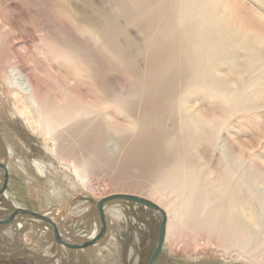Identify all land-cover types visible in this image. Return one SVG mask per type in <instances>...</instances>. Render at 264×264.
<instances>
[{"label":"rangeland","instance_id":"1","mask_svg":"<svg viewBox=\"0 0 264 264\" xmlns=\"http://www.w3.org/2000/svg\"><path fill=\"white\" fill-rule=\"evenodd\" d=\"M136 1L0 0V69L11 72L10 65L16 58L27 71L34 72L37 86L43 92H50L58 99L60 87L88 103L100 99L105 108L102 121L105 154L92 155L89 145H85L87 151L80 153L86 160V168L78 171L72 163L57 160L53 156L54 144L37 137L24 116L17 112L6 89L13 84L12 87L22 90L25 86L22 79L14 73L6 79L8 82L4 77L0 78V164L6 167L8 174L7 194L3 198L0 196V220L7 219L16 209L37 213L54 221L62 241L78 245L99 232L97 203L102 199L126 194L144 199L151 195L154 199L167 196L174 201L176 194L159 185L163 183V173L167 170L174 172L177 169L176 176L201 173L212 183L221 172L218 150L211 151L202 144L194 145L181 137L184 134L179 126L181 123L177 114L169 110L176 105H166L165 111L157 107L149 111L147 103L153 94L157 98L165 92L169 99L189 97L190 104L198 106L206 115L211 116L215 114L213 110H220L217 101L195 85L197 81L194 80L200 77L202 69H194L196 67L192 65L194 71H199L194 74L189 64L195 62L188 64V60L185 61L178 52L184 48L191 49L189 44H192L195 29L191 23L188 24V17L192 19L193 15L185 12L177 0H138L152 7L162 3L159 7L162 14H158L160 17L155 15L160 18L157 19L146 7L145 12L136 15ZM220 1L226 4L223 12L233 17L236 28L240 27L248 34L264 35V0ZM172 17H176V21ZM153 19L155 23L157 20H172L173 24L170 21L168 24L173 34H168L165 43L154 40L153 45L150 38ZM95 25L102 29L101 45L92 39ZM184 40L188 41V46ZM95 43L102 48L96 47ZM157 45L159 49L155 48ZM162 51L170 56H164ZM205 63L208 62L205 60ZM224 68L220 66L219 73L223 74ZM97 72L99 77L96 81ZM171 81H176V85L172 82V86ZM155 87L167 88L168 93L166 89L161 93L155 92ZM258 97H254L262 106L255 112L258 118L253 115L254 111L246 117H243L245 113L237 112L228 123L231 126L226 125L224 134L243 145L247 164L252 163L264 178V95ZM214 105L218 108L214 109ZM148 112H151L150 117ZM155 115H158L157 119ZM143 118L144 126L142 124L138 130H133L131 121ZM92 132L90 126L80 137L89 138ZM151 139L155 145L152 149L144 146L152 142ZM166 139L172 140V154L165 157L159 147ZM84 143L82 138L72 137L64 142V147L81 151L85 148ZM3 183L4 173L0 168V189ZM260 185L264 188L263 184ZM173 203L177 205L178 200ZM103 214L109 224L106 226L108 235L104 237L106 231L103 238L95 243H100L98 246L84 251L66 249L55 242L48 224L28 215H18L11 223L0 225V264H147L157 243L162 215L158 217L151 209L126 200L106 202ZM185 226L183 230L179 225L171 224L154 264H264L263 251L241 257L234 250L225 254L215 247L219 236L205 238Z\"/></svg>","mask_w":264,"mask_h":264},{"label":"bare ground","instance_id":"2","mask_svg":"<svg viewBox=\"0 0 264 264\" xmlns=\"http://www.w3.org/2000/svg\"><path fill=\"white\" fill-rule=\"evenodd\" d=\"M177 1L179 2L178 4L183 7L185 12L193 15L192 19L188 17V24L191 23L190 25H192L195 29V36L192 37L191 41L192 44H189L191 49L188 50L189 48H184L181 51H177L181 54V56H183L185 61L188 60V64L189 62H195L193 64H189V69H192L193 66L196 67L194 69H202V73L199 75L200 77L197 78V80H194L197 81V84L195 85H198L202 91H207L209 93L208 97H213L217 101L218 105H216L220 107V110H213L215 114L211 116L208 114L206 115V113L198 108V106L196 108L192 102L190 104L189 97L186 98L187 96H183L184 98L182 97L180 100H178V98L177 100L174 99L177 96L173 99H169L168 96L164 94L165 89L166 93H168L167 88L155 87V92L164 93L157 95V98H155V95L153 94L152 97H154L153 99L151 97L150 101L147 100V94L144 96H146L147 103L149 104V111L151 108L154 109L156 107L160 108V110H163V108L167 109L166 105L168 104L176 105L174 109L173 107H169V110L170 112L177 114V118L181 123L179 126L180 128H183L184 131V134H182L181 137L194 145L202 144V146L210 149L211 151L218 150V162L222 165V170H220L221 172L217 175L216 179L213 180V183L209 182L207 178L201 175V173H199V175L196 173L195 175L188 174L185 176H176L175 171H178L177 169L174 170V172L173 170H167L164 173L162 172L165 174L163 176V183L161 184V181H158L160 183L158 184L163 189H168L169 193H175L176 195L174 201L178 200V204L175 205L173 203L174 201H172L173 199L171 200L167 196L164 197V199H154L153 195L146 198L153 200L152 202L156 203V205L165 212L164 214L167 218L165 240L167 239L171 224L174 223L179 225L182 229L186 227L185 225H187L194 231V233L205 238H213V236L216 238V236H219V242H215V247L221 249L225 254L234 250L235 253L241 257L258 251L264 252V188L263 186V189L259 187L261 186L260 184L264 185V178L257 168L251 165L252 163L249 164L250 166L247 164V155L243 150V145L240 144V142H234L224 134L226 132V125L229 127L231 126V123H228L232 119L233 114H236L237 112L240 114V112H242L245 113V115H241L246 117L247 114L252 115L253 112L251 111H254L253 115L256 116L255 112L262 108L260 105L261 102L259 103V99L258 103H256L254 97L264 95V35L256 33L248 34L247 31H244L242 28H236L233 23V17H228L223 12L222 8L226 4L220 0ZM144 4L138 0L135 2V9H138V13L136 15H138L141 11H144L147 7L148 12H151V15H154V17L157 18L155 15H158L161 12L159 7L162 3L159 5L156 4V7L146 6L147 4ZM173 12L176 13V11ZM161 14L162 13L159 15ZM177 14L181 15L179 12ZM177 14L175 15L177 16ZM159 17L157 19H160ZM180 17L179 19H181ZM172 19L176 21L177 18L172 17ZM154 21L155 20L153 19V25L151 22V25L153 26V33L150 36L152 43L154 40H156L155 42H163L164 40L167 41L166 37L168 34H173L171 27H169L170 24H168V21L170 20H160L161 22L157 20L156 23ZM175 21L174 24H176ZM180 21L179 23H182ZM171 22L172 20L169 23ZM87 31L89 32L90 29ZM92 31L94 36H92V39H95V42L101 45L100 41L102 40V29L98 25H95ZM92 31H90V34ZM183 31H185V26ZM146 36L149 37V35ZM186 42L188 46V41ZM96 43L95 46L101 49L102 46L100 47ZM153 45L155 44L153 43ZM155 48L159 49L158 45ZM171 50L174 51V49ZM166 51H162L163 55H169ZM172 57L174 56L172 55ZM205 60L208 62L207 64L205 63ZM67 62H70V60H67ZM10 66L11 67L9 69L11 72L5 71L2 68L0 69V78L4 77L6 80L9 78L11 73H14L13 75L18 76L25 84L22 90L12 87L13 84L12 86L9 84L8 89H6L7 85L6 87L4 86L6 90H9L17 112L24 116L27 125L32 132L37 135V137H42L44 141L52 142L54 144L55 151L53 156H55L57 160L61 162L68 161L73 164L75 170L84 171L86 168V160L82 156L83 153L80 152H84L86 150L85 145H89L88 147H90L89 150L92 151V155L99 156L104 152V132L102 131V121L104 120L103 113L105 115V108L103 102L100 101V99H96L95 102L88 103L80 96H77V94L76 96L73 95V93L70 94L60 87L58 88V99L54 98L50 92H43L39 89L36 83V76L33 74L34 72H31V70L27 71L20 60L15 58ZM149 66L148 68L150 69ZM220 66L225 67V72H223V74H221L222 72L219 73ZM197 70L194 71L192 69L191 71L195 74V72H199ZM97 76L99 77L98 72L95 73V80L96 78L98 79ZM182 81H184V79ZM172 82L173 81H171V84ZM173 83L175 84L176 81ZM194 88L197 89V91H200V89L196 86ZM195 89L193 90L194 92ZM198 93L199 92H196V94ZM142 98L145 100L144 97ZM110 105L112 106V104ZM216 105L213 106L214 109ZM150 114L151 112L147 113L149 117ZM147 115H144V117ZM157 116L155 115L154 118L157 119ZM237 116L239 118V115ZM242 116H240L241 119L243 118ZM144 120L145 118L140 121L136 119L131 121L134 124L133 130H138L137 128L145 122ZM90 126L92 127L93 132L90 136H88L89 138L86 136L80 137L83 135L84 130ZM72 137L82 138L83 142H85L83 145L85 148H82L81 151H77L72 147H64V142ZM153 140L151 139L152 142L144 146H147V148L150 147L151 149L154 148L155 145ZM171 146L172 140L166 139L164 144L159 147V149L161 148L162 150H160L161 154H164L165 157L172 154ZM6 194L7 190L4 191L2 198L5 197ZM105 223L106 226L109 227L107 220H105ZM108 233L109 231H107L105 238ZM99 244L100 243L95 244L92 247H96ZM249 246H251V248L247 252L246 249Z\"/></svg>","mask_w":264,"mask_h":264},{"label":"water","instance_id":"3","mask_svg":"<svg viewBox=\"0 0 264 264\" xmlns=\"http://www.w3.org/2000/svg\"><path fill=\"white\" fill-rule=\"evenodd\" d=\"M0 168L3 170L4 173V183L0 189V196L3 195L4 191L6 190V185H7V169L3 164H0ZM112 200H126V201H131L140 205H143L144 207H147L149 209H151L152 211H154V213L159 217L160 215H162V219H159V233H158V239H157V243L155 246L154 251L152 252L148 263L147 264H154L156 259L158 258L161 250H162V246L164 243V239H165V233H166V222H165V214L164 212L153 202L141 198V197H137V196H132V195H125V194H116V195H111L108 196L104 199H102L101 201H99L97 203V211H98V215H99V219H100V230L97 233V235H95L93 238H91L89 241L85 242V243H81L78 245H71L68 244L64 241H62L60 239V235L58 233V230L56 228V225L54 224V222H52L50 219L46 218L43 215H39L37 213H33L30 211H26L23 209H16L13 213H11V215H9V217L5 220H0V225H6L11 223L14 218L18 215H28L31 216L37 220H40L46 224H48L52 231H53V235H54V240L57 244L65 247L66 249L69 250H83L86 248H89L91 246H93L96 242H98L100 239L103 238V236L105 235L106 232V223H105V219H104V214H103V205L106 202L112 201Z\"/></svg>","mask_w":264,"mask_h":264},{"label":"flooded vegetation","instance_id":"4","mask_svg":"<svg viewBox=\"0 0 264 264\" xmlns=\"http://www.w3.org/2000/svg\"><path fill=\"white\" fill-rule=\"evenodd\" d=\"M107 231V230H106ZM105 237V236H104ZM97 243V242H96ZM95 245V244H94Z\"/></svg>","mask_w":264,"mask_h":264}]
</instances>
